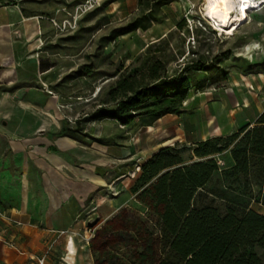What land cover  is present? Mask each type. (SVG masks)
Listing matches in <instances>:
<instances>
[{
  "label": "rangeland",
  "instance_id": "1",
  "mask_svg": "<svg viewBox=\"0 0 264 264\" xmlns=\"http://www.w3.org/2000/svg\"><path fill=\"white\" fill-rule=\"evenodd\" d=\"M4 3L20 9V23L28 29L31 42L13 49L14 55L12 43L0 46L1 54L10 52L12 58L6 60L8 56L0 55V206L16 204L21 197L18 194L26 190L29 199L42 203V226L61 228L55 197L62 203L74 195L84 200L85 189L91 184L86 177L103 182L94 172L121 176L118 190L110 186L89 193V201L100 193L106 194L110 202L90 216L86 211L95 207L94 201V206L90 204L79 211L77 230L72 226L61 229L75 231L85 246L101 225L97 226L100 216L113 205L115 210L131 207L144 212L130 188L139 175L135 173L137 163L141 164L148 155L145 148L153 136L138 122L123 126L111 119L81 121L82 129L71 132V137L54 138L43 133L61 127L76 129L77 120L90 114L106 97L109 83L118 76L114 75L117 69L139 68L147 57L163 53L159 49L164 48L166 56L178 48L184 54L168 63V74L175 73L187 60L204 57L210 61L216 57L218 69L206 87L191 88L181 108L192 114L203 104L207 112L217 111L220 131L205 139L225 137L246 123L252 125L264 110V4L246 9L247 19L228 34L205 16L204 0H173L162 7L161 23L106 42L104 37L113 28L137 15V0H3ZM162 38L166 41L157 46ZM87 69L89 72L84 73ZM190 139L174 143L184 164L210 157L216 161L219 157L223 162H217L219 168L201 191L214 190L217 194L209 192L208 198L213 197L220 210L234 203L241 209L264 214V204L257 201L260 184L252 177L245 181L241 175L229 174L232 145L200 158L193 149L205 139L195 129ZM114 191L126 193L119 207ZM85 253L88 255V251ZM257 253L264 262V251L257 249Z\"/></svg>",
  "mask_w": 264,
  "mask_h": 264
},
{
  "label": "trees",
  "instance_id": "2",
  "mask_svg": "<svg viewBox=\"0 0 264 264\" xmlns=\"http://www.w3.org/2000/svg\"><path fill=\"white\" fill-rule=\"evenodd\" d=\"M171 1L137 0V15L113 28L104 40L161 23V9ZM165 41L162 38L157 46ZM159 50L164 53L165 48ZM175 52L153 53L139 68L117 69L118 76L99 106L77 120L76 129L61 127L52 136L71 137V132L82 129L81 121L111 119L123 126L134 122L149 126L165 115L179 114L189 90L205 88L218 66L216 57L210 61L200 57L168 74V63L178 54L184 56L179 48ZM231 145L229 174L245 181L254 178L260 184L257 201L264 204V110L252 125L199 141L193 153L204 158ZM137 168L139 175L130 191L145 210L122 207L94 231L87 244L93 264H264L257 253L264 251V214L234 203L220 210L213 197L208 198L209 192L217 193L201 191L219 168L214 157L184 164L174 144L164 145Z\"/></svg>",
  "mask_w": 264,
  "mask_h": 264
},
{
  "label": "crops",
  "instance_id": "3",
  "mask_svg": "<svg viewBox=\"0 0 264 264\" xmlns=\"http://www.w3.org/2000/svg\"><path fill=\"white\" fill-rule=\"evenodd\" d=\"M22 18V13L17 6L0 4V46H2L3 42L6 46L12 43L13 48L11 51H13V55L14 50L20 45L31 42L28 38V29L25 25L20 23ZM0 55L8 56L5 57L6 60H12V58H10V52L4 54L0 52ZM4 74L6 75L8 73L4 72ZM202 106L203 104H201L200 107H196L199 109H196L192 114L182 112L181 109L179 114H168L155 121L152 125L143 126L142 128L145 132L153 136V139L151 138L153 141L150 140L149 145L145 148V152L148 153V155L145 156L143 161L164 145H173L176 142L190 141L192 129L196 130L201 139L219 133L220 127L217 111L214 110L212 112L210 110L207 112L206 110L208 109ZM197 115L199 119L196 122L194 118ZM158 123L161 125L160 129ZM56 131H47L43 134L52 136L51 133ZM137 172L138 168L136 167L135 173ZM94 174L101 178L103 182L94 181L86 177L91 184L87 185L85 189V195L83 194L85 196L84 200H81L79 195L68 197L66 200H63L64 203L60 202L58 197L54 198L53 203L58 204L56 216H58V219H61L63 225L61 228L42 226V224L45 223L43 219L45 216L43 213L40 214L41 210H39L42 207V203L40 200L29 199L26 190L21 191L24 193L20 192V194H18V196L21 195V197L19 196L20 199L16 204L0 206V264H36V258L42 256L47 251L50 244L51 248L48 250L46 264H92L89 252L88 255L85 253V251H88L85 249L87 245L81 244V240L76 235V232L59 234V231L63 228H67V226H72L74 230H77L80 226L78 216H80L81 212L79 211L88 208L90 204L94 206V201L95 207H91L86 211L90 216L97 212L96 210L102 207V205L110 202L106 194L100 193L98 194V197H101L100 200L97 196H93L92 200L89 201L90 192H94V189L105 188L107 190L110 186L118 190L123 181L121 180V176H115L114 173L94 172ZM114 194V199H117L119 202L117 206L121 205V201L126 199V193H117L114 191ZM23 195L25 198H23ZM113 204L114 201H112V205ZM113 206L111 210L100 216L97 226L102 224L105 218L112 215L113 211H117L115 210L117 209L115 207L116 205ZM8 241H12L15 246L10 247L6 244Z\"/></svg>",
  "mask_w": 264,
  "mask_h": 264
},
{
  "label": "bare ground",
  "instance_id": "4",
  "mask_svg": "<svg viewBox=\"0 0 264 264\" xmlns=\"http://www.w3.org/2000/svg\"><path fill=\"white\" fill-rule=\"evenodd\" d=\"M204 0V14L221 30L231 34L247 19L246 9L264 4V0ZM258 6V7H259ZM231 27V28H230Z\"/></svg>",
  "mask_w": 264,
  "mask_h": 264
},
{
  "label": "built area",
  "instance_id": "5",
  "mask_svg": "<svg viewBox=\"0 0 264 264\" xmlns=\"http://www.w3.org/2000/svg\"><path fill=\"white\" fill-rule=\"evenodd\" d=\"M217 162H218V164L223 163L219 157L217 159ZM63 233H66V231H64V230L59 231V234H63ZM6 244H8L10 247L15 246L12 241H8ZM50 248H51V244L49 245V248L47 249V251L42 256L36 258V264H46V257L48 255V250H50Z\"/></svg>",
  "mask_w": 264,
  "mask_h": 264
}]
</instances>
